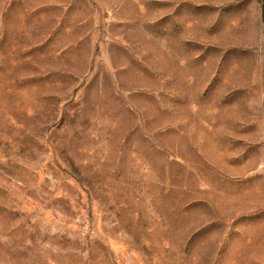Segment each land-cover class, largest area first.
I'll return each instance as SVG.
<instances>
[{"label":"rangeland","instance_id":"rangeland-1","mask_svg":"<svg viewBox=\"0 0 264 264\" xmlns=\"http://www.w3.org/2000/svg\"><path fill=\"white\" fill-rule=\"evenodd\" d=\"M264 0H0V264H264Z\"/></svg>","mask_w":264,"mask_h":264},{"label":"trees","instance_id":"trees-1","mask_svg":"<svg viewBox=\"0 0 264 264\" xmlns=\"http://www.w3.org/2000/svg\"><path fill=\"white\" fill-rule=\"evenodd\" d=\"M262 21H264V8H262Z\"/></svg>","mask_w":264,"mask_h":264}]
</instances>
